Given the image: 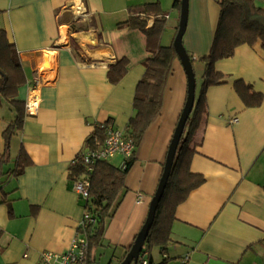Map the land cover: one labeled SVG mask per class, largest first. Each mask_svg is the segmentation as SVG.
Listing matches in <instances>:
<instances>
[{"label": "crops", "instance_id": "0c3cea01", "mask_svg": "<svg viewBox=\"0 0 264 264\" xmlns=\"http://www.w3.org/2000/svg\"><path fill=\"white\" fill-rule=\"evenodd\" d=\"M219 1L189 0L183 43L194 60L196 97L206 70L202 57L211 51L219 22ZM143 3H158L167 23L161 44H173L181 13L175 0H0V28L16 46L25 71L18 98L26 105L36 101L34 112L26 106L25 120L12 138L8 165H17L23 148L24 170L17 176L7 173L12 168L6 169V163L0 177V264H39L43 251L63 252L76 236L84 202L74 190L71 166L97 124L109 120L125 131L135 112L137 84L150 53L140 28L118 23ZM255 3L264 7V0ZM154 15L142 17L150 26ZM122 58L129 60L128 70L113 82L109 67ZM215 65L225 77L207 88V113L191 162L205 181L176 208L168 263L182 264L188 254L187 264H264L262 42L241 44ZM238 80L261 94V102L248 105L236 89ZM187 92L188 77L177 58L162 109L136 148L125 178L127 191L99 245L112 253L115 264L148 217ZM15 114L0 98V156L4 128ZM129 159L118 154L109 161L126 168ZM145 252L154 263L162 261L160 248L159 258L152 250Z\"/></svg>", "mask_w": 264, "mask_h": 264}, {"label": "trees", "instance_id": "16d2710c", "mask_svg": "<svg viewBox=\"0 0 264 264\" xmlns=\"http://www.w3.org/2000/svg\"><path fill=\"white\" fill-rule=\"evenodd\" d=\"M219 3L220 17L212 48L209 54L202 57L206 64L203 87L196 97L194 108L186 121L165 191L142 249V253H144L150 251L153 246L160 248L163 255L162 261L154 263L150 255L148 257L150 264H169L167 248L172 240L171 232L172 224L176 219V208L193 189L205 181V177L201 173L192 171L191 162L197 152V143H194V139L203 117L207 113V88L224 81L225 75L216 69V62L221 58L233 55L236 47L244 43L254 44L260 40L264 47V7L258 6L255 0H220ZM174 6L180 11L181 0H175ZM130 9L131 16L128 20L118 23V26L140 28L146 36L147 49L150 53L144 62L145 73L137 84L134 98L135 112L125 130L126 136L134 143L135 149L129 157L130 161L127 162L126 168L118 167L109 160H99L89 174L91 182L90 197L87 204H85L96 220L88 229L91 248L102 244L107 223L114 216L124 193L127 191L125 178L128 168L135 160L136 148L149 125L162 109L164 93L173 71L174 62L177 58L180 59L174 44L168 46L161 44V37L167 23L163 14H161L162 11L158 3H143ZM143 14L148 16L155 14L152 25H148V19L143 18ZM190 58L193 63L194 60L191 55ZM128 66L129 60L126 58L119 59L115 64H111L109 67L110 79L113 82L120 80L128 70ZM24 77L25 71L19 52L9 40L6 31L0 28V98L7 100L13 110L16 111L14 119L6 125L3 131L5 152L0 156V177L5 174L4 165L10 160L12 138L21 128L26 116V102L19 99L17 94L19 86L24 83ZM235 86L248 105L261 102L262 95L254 91L251 85L238 80L235 82ZM110 124L112 123L109 120L97 124L86 140L85 149L101 146L106 139V126ZM82 152L77 155L75 163L71 166L72 179L85 174L86 168L81 159ZM26 155V151L21 148L16 161V168L7 173L11 172L15 176L22 173L26 165V160H23ZM129 250L118 264L125 259Z\"/></svg>", "mask_w": 264, "mask_h": 264}, {"label": "built area", "instance_id": "2783aa9c", "mask_svg": "<svg viewBox=\"0 0 264 264\" xmlns=\"http://www.w3.org/2000/svg\"><path fill=\"white\" fill-rule=\"evenodd\" d=\"M26 106L28 111L34 112L36 101L28 100ZM231 121L237 122L238 118L233 117ZM134 149L135 145L132 140L126 136L125 131L110 124L106 126V139L103 144L96 148H87L81 153L82 163L86 168L85 174L73 180L74 190L84 202V214L79 223L78 232L65 251H43L41 253L39 264H92L89 256L91 243L88 229L96 220L86 207L87 201L90 197L91 182L89 174L93 171L95 163L99 160H110L118 154L130 157ZM189 260L190 255L188 254L181 259L182 264H187ZM138 264H150L148 260V252L140 254Z\"/></svg>", "mask_w": 264, "mask_h": 264}, {"label": "water", "instance_id": "95a60500", "mask_svg": "<svg viewBox=\"0 0 264 264\" xmlns=\"http://www.w3.org/2000/svg\"><path fill=\"white\" fill-rule=\"evenodd\" d=\"M180 21H179V28L176 34V37L174 39V46L176 47L180 60L184 66V69L186 71L187 77H188V96L187 101L185 104V107L183 109V113L181 115V118L178 122V125L175 129V133L172 139V142L169 147L167 159L164 165V171L163 176L161 179V182L159 184V187L152 199L150 210L148 217L141 228L135 242L133 243L132 247L130 248L128 254L126 255L125 259L120 264H138L139 257L141 254V251L145 245L147 236L150 232V229L153 225L156 211L158 208V205L162 199L163 193L165 191L168 178L170 176L174 159L177 151V147L179 145V142L181 140L186 121L188 117L190 116L194 105H195V99H196V76L193 69L192 60L190 58V55L187 51V49L184 46L183 43V37L186 32L187 23H188V16H189V0H181V10H180Z\"/></svg>", "mask_w": 264, "mask_h": 264}, {"label": "rangeland", "instance_id": "374dc122", "mask_svg": "<svg viewBox=\"0 0 264 264\" xmlns=\"http://www.w3.org/2000/svg\"><path fill=\"white\" fill-rule=\"evenodd\" d=\"M8 165V163L5 165L6 169H15L16 168V164L15 162H10ZM11 166V167H9ZM101 246L99 245H95L93 247L92 250V254H91V262L92 264H115V260L113 258L112 253H110L108 250H104L102 248H100ZM152 253H155V256H157V258H159V248L157 246H153L152 247Z\"/></svg>", "mask_w": 264, "mask_h": 264}]
</instances>
